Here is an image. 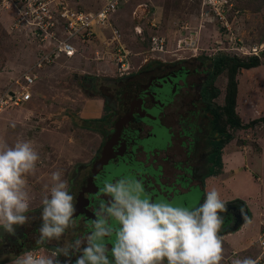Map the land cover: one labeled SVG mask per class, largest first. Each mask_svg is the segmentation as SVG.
Masks as SVG:
<instances>
[{
    "label": "rangeland",
    "instance_id": "1",
    "mask_svg": "<svg viewBox=\"0 0 264 264\" xmlns=\"http://www.w3.org/2000/svg\"><path fill=\"white\" fill-rule=\"evenodd\" d=\"M68 1L72 7L85 12L97 11L104 2V0ZM228 3L224 7L227 21L225 22L214 18L210 10L206 9V5L202 4V0H131L113 14L112 22L120 34L121 47L129 54L131 65L128 73L130 76L153 65L173 61H190L193 67L200 62L209 64L212 68L215 65L216 75L213 87L219 93L214 99L213 109L223 107V101L226 98L229 67L233 61L226 67L224 64L228 60L246 63L254 56L245 50L235 52L233 49L236 47H256L258 49V63L262 69L253 71V68H248L249 70H242L237 74L236 79L241 112L251 113L250 118H252L255 111L251 101H254L258 116H261L256 122L254 121L256 119L249 121V123L254 121L253 126L257 125L255 129L239 133L236 138L239 136L246 142L251 141L252 143H249L258 144V139L264 142V119L262 117L264 113L261 111L263 110L262 105H264V0H228ZM8 25L7 15L0 13V92L15 87V80L23 73L31 70L38 56V45L35 40H32L29 33L27 34L22 30H12L8 28ZM96 31L97 36L92 42L85 43L86 49L80 55L79 61L75 63L74 68L76 69L71 75L67 73L69 69L64 67L66 66L65 60L59 61L61 67H58L59 70L52 73L46 82L35 81L31 88L32 101L30 100L28 106L10 108L1 112L0 139L7 141L9 145H14L18 140H30L40 155L36 174L27 177L28 191L32 197L30 202L32 209H29L26 214L29 217V222L23 226H16L15 235H11L12 237H7L10 234L6 236L0 234V259L2 261L3 258L9 259L16 256L13 253H6L5 249L12 238H19L22 227H24L25 232H30L34 225H42V207L40 209L35 208L43 199L39 200V194L41 193L43 197L47 194L45 185L49 186L50 183L47 182L51 180V174L55 171L52 166H55V169L57 166H62L59 170L63 172V179L68 181L70 193L75 194L77 189L73 187V184L77 185L79 181V179L77 180L78 169L88 168L92 164L106 139V134L113 127L112 120L116 118L113 109L120 107L119 103L115 101L116 96L118 95V98L121 99L120 87L124 86V78L127 75H119L116 69V57L114 55L115 52L117 54L118 47L114 49V46L109 42V33L105 32L106 35L102 36L98 30ZM155 37L162 40V43L153 44L152 39ZM219 61H221L220 67H217L216 63ZM84 68L85 70H83ZM84 71L88 73H84ZM75 74L76 76L84 75L81 78V88L77 84L78 81H75V77H73ZM208 91L211 92L210 89ZM35 92L39 95L35 96ZM98 94L106 98L105 115L90 123L83 122L76 112L82 109L84 100ZM201 99L202 97H200ZM202 101L204 102L203 99ZM29 111L35 114H29ZM221 112H217L220 139L225 137L221 130L225 125V118ZM13 124L16 128L15 131ZM208 134H210L209 136L212 135L211 132ZM209 136L206 137L205 133L196 134L197 153L191 160L194 168H200L199 173L202 177L207 172L213 173L214 169L219 172L222 169L218 159L219 148L223 145L221 144L222 141H211ZM248 136L249 139H247ZM52 138H55L53 144H51ZM175 141L174 150L176 153L174 154L179 156L181 139L178 138V135ZM50 144L56 145L55 149L51 150ZM256 146L258 145L253 146L252 151H255ZM238 147L241 151L244 150L240 144ZM168 148L166 146L162 151ZM246 150L249 149L246 148ZM56 155L57 159H55ZM206 158L207 161H204ZM71 168L72 173H69L68 170ZM157 182H159V177H156L155 182H153L155 191L158 190ZM201 184L202 180H192L190 183L192 193H181L190 196L192 194L191 197L187 196L189 201L192 198L193 202L200 201L201 204L203 201ZM255 201L259 205H264V192L259 194ZM181 204L180 202L174 203L176 206ZM236 205L239 204L236 203ZM244 210L250 221L251 214L246 208ZM230 214L220 213L224 219L230 221V224L222 231V237L227 235L228 227L233 232L236 226L237 219L233 221L234 216L230 218ZM237 218H241L242 223H246L241 211ZM75 221V228L67 230L60 241L53 240L49 242L50 244L47 243L46 245L49 247L46 248L53 251L58 244L70 243L81 236L84 232L82 221L81 219ZM256 222H253L252 226L249 223L244 227V231L237 238L241 241L246 236L248 238L255 236L254 233L258 230ZM227 239L226 237L223 239V244L228 246L226 247L228 248L227 252L224 253L226 261L223 260L221 264H232V260L236 258L251 257L256 259L259 252L256 249L255 237L251 239L252 242L248 247L239 246L240 249L231 248V241ZM42 247L45 248L39 244L28 247L24 251ZM50 251L47 255H51ZM62 258H64L63 255L59 256L60 264H62Z\"/></svg>",
    "mask_w": 264,
    "mask_h": 264
},
{
    "label": "clouds",
    "instance_id": "2",
    "mask_svg": "<svg viewBox=\"0 0 264 264\" xmlns=\"http://www.w3.org/2000/svg\"><path fill=\"white\" fill-rule=\"evenodd\" d=\"M39 161L32 141L9 145L0 139V229L4 233L15 235L16 226L29 222L26 214L32 197L27 177L36 174ZM45 190L38 244L60 241L67 230L76 227L74 196L61 170L51 174V186L45 185ZM101 192L108 199L98 200L95 218L88 222L90 231L58 244L51 255L29 251L14 264H60L61 255L65 264H72L76 253L80 255L75 264H221L224 260L221 233L230 221L226 224L220 215L227 209L217 189L207 191L203 203L195 207L153 201L143 183L130 177L106 181ZM240 211L250 222L244 208ZM232 264L257 261L244 257L233 259Z\"/></svg>",
    "mask_w": 264,
    "mask_h": 264
},
{
    "label": "flooded vegetation",
    "instance_id": "3",
    "mask_svg": "<svg viewBox=\"0 0 264 264\" xmlns=\"http://www.w3.org/2000/svg\"><path fill=\"white\" fill-rule=\"evenodd\" d=\"M211 69V65H206L202 62L193 67L190 61H173L166 64L153 65L135 75L130 76L128 74L127 77L124 78V86L120 87V94L122 97L121 99H119L117 95L115 100L116 103H119L120 107H114L113 109V114L116 115V118L112 120L113 127L106 134V139L102 144L97 158L93 160L92 164L88 168L78 169L77 180L79 179V181H76L77 185L73 184V187H76L77 189L76 193L72 194L74 196V203L76 206V216L74 217V219H81L85 230L89 226V221L86 222L84 217L81 215L82 210L78 206V199L82 195V182L84 181L88 170L94 163L99 160L100 155L103 152L105 143L115 132L116 122L124 116L125 110L123 109V107L125 106L126 110L129 109V107L130 110H133L140 104V99L142 100V109H145L148 112L151 111L154 115L157 116V126L163 130V133L167 137L166 146H168L169 148L165 151H162L159 154L158 158L166 161L167 158L164 157V155L168 151L171 153V159L169 163L166 164V171H164L163 169L164 166L157 165L155 168L152 165L154 169L159 172L156 176L159 177V182H157L159 190L161 187H164L165 189L170 187L172 191L169 192L168 190H166V194L173 193L176 189L179 190V192L177 193L187 192L192 190V186H190V182L192 180H202L203 177L201 173H199L200 168H194L191 163V160H193L192 157L194 158L195 154L197 153L196 134L205 133V136L208 137L210 135L208 133L211 132L212 135L209 136L211 141L222 140L220 139L221 137L218 133V129H220L218 119H214L213 114H210L206 111V108L208 106L207 102L205 100L203 102L202 99L200 100L202 93H207L209 95L208 90H211L209 81L212 73ZM178 77H180L181 79L176 83V87H174V83H171L173 84L172 86H169L168 83H166L163 90L156 89L157 87L161 86V82L166 80H170L172 82L174 81L173 78ZM127 93L131 97L133 95L134 98L135 96L138 97L133 100H130L131 97H129V99H127L126 101ZM154 93H156V97ZM205 96L206 95H204L203 97ZM157 98H160V100H164L167 103L163 104L161 101V108H159L156 103V101H158ZM215 98L211 100L212 105ZM129 127L140 130L142 128V125L130 123ZM177 135L178 138L181 139L179 146L185 151L184 156L186 157L184 160H182L183 158H181L177 154H174L176 153L174 147ZM204 161H207V158ZM154 163L155 162H153V164ZM92 182H95L98 185L96 178H93ZM96 187L91 185V187H87L84 189L88 190V193H84L83 196L90 202L87 209L91 212H93V201H96L99 196L98 193L93 194V192L97 190ZM173 187H175V189ZM153 190L155 189L153 188ZM85 198L82 200V204L85 203ZM229 207H226L227 211L225 213L227 215L228 213H231L229 217L231 218L232 216H234L233 221H235L237 215L240 214V209L236 208L235 206ZM225 223H228V219H225ZM40 227L41 225H34V227H32L31 229L32 231L30 232H25L24 227H22L21 233L19 232L21 234L19 238H12V241H10L6 249L4 247L6 253H13L16 256H20L28 247L39 245L37 243V240L40 235L38 231ZM7 237L12 236L8 235ZM46 244L47 243H45V245ZM81 247H86V245H82ZM111 247L112 245H110L109 243V252L111 250ZM78 255H80V253H76L75 255H73L71 258L72 261H75ZM65 260V257L62 258V264H65Z\"/></svg>",
    "mask_w": 264,
    "mask_h": 264
},
{
    "label": "built area",
    "instance_id": "4",
    "mask_svg": "<svg viewBox=\"0 0 264 264\" xmlns=\"http://www.w3.org/2000/svg\"><path fill=\"white\" fill-rule=\"evenodd\" d=\"M130 1L104 0L97 11L85 12L72 7L68 0H0V13L7 15L8 28L29 33L38 45V56L31 70L15 80V87L0 92V113L30 102L31 88L36 80V76L31 73L33 69H41L60 58H73L81 44L92 42L97 36L96 30L102 36L109 33V42L114 49L118 47L117 54L115 52L114 55L116 69L119 75H128L131 65L129 54L120 45V34L112 22V16L122 5ZM202 4L206 5V9L210 10L214 18L227 22L224 7L229 4L228 0H202ZM152 43L161 44L162 40L155 37ZM233 50L235 52L245 50L248 54L258 55L256 47H236ZM259 226L256 244L260 253L255 260L257 264H264V215L261 216ZM29 251L42 254L41 249L32 248L17 258Z\"/></svg>",
    "mask_w": 264,
    "mask_h": 264
},
{
    "label": "crops",
    "instance_id": "5",
    "mask_svg": "<svg viewBox=\"0 0 264 264\" xmlns=\"http://www.w3.org/2000/svg\"><path fill=\"white\" fill-rule=\"evenodd\" d=\"M84 49H86L85 44H81L77 54L73 58H60L58 60H55L53 63H50V64L43 66L41 69H33L31 73H33L36 76V80H38V81L42 80V81L46 82L52 76V73H54L56 70H59L58 67H61L59 61L65 60L64 62H66V66H64V67L69 69V71L67 73L69 75H71V73H73V71H75V69H76V68H74L75 63L77 61H79V58H81L80 55H82V52L84 51ZM251 68L254 69L253 71H255V69H259V68H260V70L262 69V67H260V65L255 66V67H251ZM83 70H85V68ZM242 70H247V69H239L237 71V74ZM259 72H261V71H259ZM84 73H88V72L84 71ZM237 74H236V76H237ZM78 76H76V74H75L73 77H75V81H78L77 84L80 86L81 78L84 75L79 74ZM235 79H236V77H235ZM236 82H237V79H236ZM42 84H44V83H42ZM46 84L48 85V83H46ZM237 86H238V83H237ZM80 88H81V86H80ZM38 95L39 94H37L35 92V96H38ZM42 98H44V96H42ZM30 102H28V103H30ZM28 103L24 104L23 106H25V107L28 106ZM105 104H106V98L103 95H101V94L94 95L92 98L84 100V102L82 103V106H81L82 109L76 113L78 114L80 119L83 120V122L90 123L92 121H96V120L101 119L105 115ZM251 104H252L253 109L255 111V114H254V116H252V118H250L251 113L245 114V113H243V111L241 112L240 102H239V98H238V91H237L236 99H235V113L237 114L242 127L241 128H231L227 124L223 125L222 131H223L225 137L222 138L221 144H223V145L221 146V148H219V151H218V159L220 160L219 165H221V167H222L221 172L214 169L213 173L206 174L202 178V184H201L202 188H200L201 193H202L201 197L203 195V198H202L203 200L205 199L206 192L215 188L219 191V193L221 195V199H223L226 202V207L235 206L238 209H241L244 207L251 214L252 217H251L250 222H248V223L247 222L242 223L241 218H239V219L236 218L237 219L236 220V226L233 229V232H232V229L228 228L226 231L227 235H225L223 237V239L226 237L231 241V245H230L231 248L237 247L238 249H240L241 246H242V248L248 247L250 242H252L251 239L254 237H255V242H257L261 216L264 215V205H259L255 201L256 198L259 197V194L264 192V187H263V184H264V142H262V140L258 139V142H257L258 144H255V143L251 144L252 143L251 141L246 142L245 140H242L241 138H239V136L236 138V136L239 133H244L247 130H253L257 126V125L253 126L254 124H252V123H254V121L256 122L257 120H259L258 117H260L261 115L258 116V111H256V107L254 106L255 102L251 101ZM222 106H223V103H222ZM262 107H263V110H261V111L264 113V105H262ZM30 113H33V112L29 111V114ZM33 114H35V113H33ZM262 117L264 119V115ZM250 119H256V120L249 123ZM10 130H11V128H10ZM13 130L15 131L16 128L13 127ZM247 139H249V136ZM54 141H55V138H52L51 144H53ZM99 142H100V140H99ZM249 142H251V143H249ZM239 144H240V146H243V148H244L243 151H241V149H239V147H238ZM255 145H258V146H256L255 151H252L253 150L252 148ZM51 146H52L50 148L51 150L55 149V147H56V145H51ZM246 148H248L249 150H246ZM180 149H181V152L179 151L178 154L181 158H183L182 160H184L186 157V156H184L185 151L183 148H180ZM219 154H220V156H219ZM164 157L167 158L166 161H163L161 158H158V156L154 155L152 158L153 160H155V163L153 164V166L155 168L157 165L164 166L163 169H164V171H166V164L169 163V161L171 159V153L168 151L164 155ZM55 159H57V155H56ZM47 167H48V165H47ZM52 167L55 171L59 170V168L60 169L62 168V166H60V167L57 166V169H55V166H52ZM214 167H215V165H214ZM230 169H231V171H230ZM68 171H69V173H72V168L69 169ZM47 183H50L49 184V188H50L51 180ZM238 186H240V187H238ZM252 191H254V192H252ZM39 196H40L39 200L43 198L41 193L39 194ZM198 200H199V198H198ZM201 203H203V201H201ZM236 203H238L239 205L237 206ZM41 207H42V200H41L39 206H37V208H35V209H40ZM30 209H32V208H30ZM255 221H257L256 225L258 227V230L254 233L255 236H253L252 238L251 237L248 238V236H246V238H244L240 241V239H238L237 236L241 235V233L244 231V227H246L249 223L251 225ZM0 231L3 235L5 234L4 236L7 235V233L3 232V229H0ZM46 247H49V245H45V248L44 247L38 248V249H41L43 255H47V253H49V251H50ZM223 247H224V253H226L227 252L226 250L228 249L226 247H228V246L223 244ZM256 247H257V244H256ZM256 249L260 253L258 247ZM259 253H258V255H259ZM229 257H227V258H229ZM3 259H4L3 261H2V259H0V264H14L17 257L15 256V257H12L9 259L6 257ZM224 261H226V258H224ZM165 264H167L166 261H165Z\"/></svg>",
    "mask_w": 264,
    "mask_h": 264
},
{
    "label": "water",
    "instance_id": "6",
    "mask_svg": "<svg viewBox=\"0 0 264 264\" xmlns=\"http://www.w3.org/2000/svg\"><path fill=\"white\" fill-rule=\"evenodd\" d=\"M181 78H173L174 81L166 80L161 82V86L157 87L158 90H163L164 85L168 83L169 86H172L174 83V87H176V83ZM156 97V93H154ZM128 93L126 94V101L129 99ZM138 96H135L137 98ZM134 95L130 100L135 99ZM156 101L159 108H161V101L163 104L167 103L164 100H160L157 98ZM140 104L135 107L133 110H125V114L121 117L115 124V132L110 137V139L105 143L103 152L100 155L99 160L92 165V167L88 170L87 175L82 182V195L79 197L78 206L82 210L81 215L84 217L86 222L90 219H94L93 212L87 209L90 202L83 195L84 193H88V190H84L87 187H91L93 185L97 188L93 194H99L96 201H93V209L98 206V200L104 199L107 200L108 197L103 195L101 189L104 186L106 181L115 182L116 180L123 177H130L136 180H139L143 183L146 193L151 197L153 201L164 200L167 202L175 203L182 202V206L187 207H195L199 206L200 202H193V199L189 198L188 195H183V193H177L179 190H175L173 193L166 194V190L171 192L172 190L169 188L165 189L161 187L159 190H153V181L155 182V178L159 173L156 169H154L153 156H159L160 152L164 149L167 142V137L163 133V130L157 126L158 118L151 111H147L142 109V100H139ZM140 124L142 128L140 130L133 129L129 127V124ZM96 178L98 185L95 182H92V179ZM153 180V181H152ZM153 187V188H152ZM175 189V187H173ZM155 189V188H154ZM188 193H192L191 191H187ZM192 196V194H191ZM190 196V197H191ZM85 198V203L82 204V200ZM180 205V206H181ZM90 231V226L87 229H84L86 232ZM41 246H45V244H40ZM111 245V244H110ZM72 264H75V261H72Z\"/></svg>",
    "mask_w": 264,
    "mask_h": 264
},
{
    "label": "trees",
    "instance_id": "7",
    "mask_svg": "<svg viewBox=\"0 0 264 264\" xmlns=\"http://www.w3.org/2000/svg\"><path fill=\"white\" fill-rule=\"evenodd\" d=\"M224 59V58H223ZM258 56H253L251 57L246 63L244 62H239L238 60H228L227 63H225L224 67L228 66L231 61H233V64L230 65L229 69H230V74L228 77V86H227V93H226V98L224 101V106L223 107H219L218 109H213L212 108V102L211 100L213 98H215L218 95V90L216 88L213 87V81H214V77H215V65H213L212 68V73H211V77L209 79L210 81V87H211V92L209 93V95L207 93H202V99L205 100L207 102V108L206 111L209 112L210 114H213L214 119H218L217 118V112L218 111H222V115L225 118L224 123L229 125L231 128H241L242 125L240 124V120L237 116V114L235 113V99H236V94H237V82H236V74L237 71L239 69H248L251 67H255L258 66ZM226 60V59H224ZM220 62L216 63V66L220 67ZM216 67V69H218ZM204 95H206L205 97H203ZM222 130V129H221ZM223 133V131H222ZM224 134V133H223ZM227 136V135H226ZM208 174V172L206 173ZM2 234V233H1ZM27 251V250H26Z\"/></svg>",
    "mask_w": 264,
    "mask_h": 264
},
{
    "label": "bare ground",
    "instance_id": "8",
    "mask_svg": "<svg viewBox=\"0 0 264 264\" xmlns=\"http://www.w3.org/2000/svg\"><path fill=\"white\" fill-rule=\"evenodd\" d=\"M0 115H1V113H0Z\"/></svg>",
    "mask_w": 264,
    "mask_h": 264
}]
</instances>
